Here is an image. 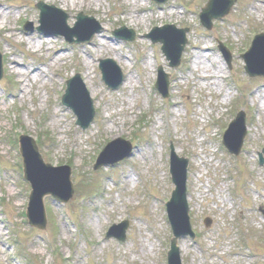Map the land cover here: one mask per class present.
<instances>
[{"label": "rangeland", "instance_id": "374dc122", "mask_svg": "<svg viewBox=\"0 0 264 264\" xmlns=\"http://www.w3.org/2000/svg\"><path fill=\"white\" fill-rule=\"evenodd\" d=\"M40 2L61 12L69 27L80 13L93 17L103 31L91 45L69 44L50 25L46 34L38 33ZM206 2L194 0L183 14L187 0L164 5L87 0L76 7L52 0H0V196H5L0 198V264H167L172 230L164 202L172 189L171 145L190 160L188 203L196 236L179 240L182 264H264V167L258 162L264 148V78L250 79L242 59L251 33L264 32V0H238L210 32L199 22ZM27 24L33 32L24 30ZM162 24L190 30L177 69L169 67L161 46L145 37ZM122 27L136 33L133 43L113 37ZM222 42L231 49V69L215 48ZM105 59L126 75L118 90L101 79L99 62ZM148 61L151 68L145 67ZM159 66L171 76L167 100L154 89ZM76 74L96 114L85 130L61 103L67 80ZM240 110L246 112L248 131L243 152L235 157L221 140ZM21 135L38 144L47 164L68 165L74 189L86 192L75 191L65 205L45 198L44 232L25 220L30 186L23 180ZM119 138L133 144L132 156L94 171L102 147ZM124 220L126 241L106 239L108 229ZM10 229L24 242L22 258L14 256Z\"/></svg>", "mask_w": 264, "mask_h": 264}, {"label": "water", "instance_id": "95a60500", "mask_svg": "<svg viewBox=\"0 0 264 264\" xmlns=\"http://www.w3.org/2000/svg\"><path fill=\"white\" fill-rule=\"evenodd\" d=\"M157 2H162V0H156ZM225 3L224 10L219 13H211L206 11V13L202 16L203 23L207 26L210 25L213 18L217 17H223L224 14L226 15L234 5L236 0L232 1H226L223 0ZM218 0H212L209 3V9L214 8L218 6ZM43 12V15L45 17V8H43L42 5L38 6ZM84 21V20H82ZM120 32L117 33L119 35ZM185 33H181L180 35H176L177 41L175 42H169L166 38H164L163 42L165 44L163 50L168 57L169 60H171V64L173 66H177L180 61L181 54L185 47ZM264 39V37H262ZM264 42L257 41V43L254 45L252 51L247 54L245 57L247 67L246 70L251 76H264V67L263 70H258L254 67L252 62V55L254 53H257L260 51V49L263 47ZM111 66L113 67L111 62H103L101 69L104 73V79L107 82L109 86L116 87V83H113L108 78L106 67ZM2 63L0 59V79L2 76ZM162 72V71H161ZM169 78L167 76H164V74L161 73V79L158 84V88L161 90V92L166 95V92L168 91V80ZM80 79L76 78L72 82L69 83L70 87L69 90L64 97V103L68 107L72 108L73 111L78 115L80 118L79 125L83 124L84 118L88 117L89 120L87 121V124L83 125L84 128L88 127L89 121L93 117V112L91 110L90 104H87L86 102L83 103L81 100V90H80ZM81 100V101H78ZM84 111H87L84 113ZM246 135L245 130V120L243 115H241L236 122L233 123V125L230 127L229 132L226 135L225 138V144L229 150L233 153L238 155L241 151V147L243 146L244 138ZM28 140V139H26ZM31 142L30 144L28 142ZM36 146L31 140L25 141L24 145L22 146V154L25 159V173H26V179L29 180L33 186V193L31 195L30 205L28 208V221L32 227L38 228L39 230H45L46 228V213L44 209L43 204V198L46 195H53L55 198H57L58 201L61 203L68 202L71 197L73 196V189L72 184L70 181V170L66 168H60L55 169L50 166L45 167V165H42V161L38 156ZM121 148V149H120ZM120 154L116 158H112L115 156L116 152ZM131 152V145L127 142H124L122 140H117L116 142L110 144L105 151L100 156L97 166L95 169H99L102 166L108 165V164H114L117 163L124 158L128 157ZM173 162V176H174V182L177 186V190L174 192V198L172 200V203L168 205V210L170 214V219L172 222V226L175 230L176 239L174 240V247L171 253L170 257V264H180L179 259V253L178 250L175 247L177 239L182 235L189 234V218H188V208L186 205V197H185V182H186V167L187 162L178 160L174 155L172 157ZM262 163L264 164V160H262ZM182 224H181V223ZM180 224L183 228L180 227ZM115 229V228H114ZM111 230L109 233V236H116L122 241L125 240V230L118 234L115 232V230Z\"/></svg>", "mask_w": 264, "mask_h": 264}, {"label": "bare ground", "instance_id": "6f19581e", "mask_svg": "<svg viewBox=\"0 0 264 264\" xmlns=\"http://www.w3.org/2000/svg\"><path fill=\"white\" fill-rule=\"evenodd\" d=\"M52 1H56V2H61L62 4H64L65 5V7H69L71 4H72V6L74 7H76V6H78L79 4L80 5H85L86 4V2H87V0H52ZM161 16H164V13H162V15ZM132 18H134V16L132 15V16H130V19H132ZM143 18H145V17H143ZM13 35H15V33H13ZM41 47H43V44H41ZM47 49V48H46ZM114 49L113 48H111V51H113ZM113 53H114V51H113ZM196 58H201V56H196ZM201 62H199V64H200ZM12 64L13 65H15V67H14V69H16L17 70V67L19 66V63L16 61V60H13L12 61ZM153 65V63L151 62V61H148L147 63H146V68H151V66ZM14 71V70H13ZM28 74L30 75V77L32 76L31 75V73H30V70H29V72H28ZM37 74L38 75H42V74H44V72L43 71H38L37 72ZM29 77V78H30ZM130 80H131V78H130ZM129 80V81H130Z\"/></svg>", "mask_w": 264, "mask_h": 264}]
</instances>
